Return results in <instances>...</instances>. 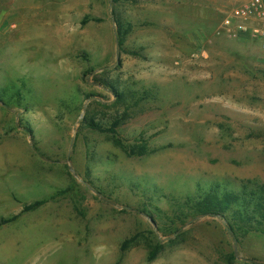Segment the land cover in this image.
Returning a JSON list of instances; mask_svg holds the SVG:
<instances>
[{
	"label": "rangeland",
	"instance_id": "374dc122",
	"mask_svg": "<svg viewBox=\"0 0 264 264\" xmlns=\"http://www.w3.org/2000/svg\"><path fill=\"white\" fill-rule=\"evenodd\" d=\"M249 1L0 0V264H264V235L190 210L264 182V51L222 28Z\"/></svg>",
	"mask_w": 264,
	"mask_h": 264
},
{
	"label": "trees",
	"instance_id": "16d2710c",
	"mask_svg": "<svg viewBox=\"0 0 264 264\" xmlns=\"http://www.w3.org/2000/svg\"><path fill=\"white\" fill-rule=\"evenodd\" d=\"M115 3L118 0H114ZM88 17L83 20L86 24ZM117 25V44L120 50L123 49L126 38L130 34L131 24L123 22L120 18H114ZM101 84L110 89V91L121 101L123 95L110 82H101ZM90 97V95H88ZM122 123L121 120H115L109 128L95 122L94 118H85L84 124L93 131L104 134H111L113 142L121 148L129 157H143L151 153L148 146L142 142L140 145L131 146L126 144L119 138L117 128ZM46 203L45 200L37 201L24 208V211H31L39 208ZM190 210L195 217H220L226 222V226L234 239L237 241L241 237H245L250 233H258L264 235V182L259 179H249L243 181L240 190H220L212 188L203 196L199 197ZM17 216L10 219H2L0 227L14 221ZM130 240L124 242L122 251H125ZM158 248L152 251L150 261H152L158 253Z\"/></svg>",
	"mask_w": 264,
	"mask_h": 264
},
{
	"label": "built area",
	"instance_id": "2783aa9c",
	"mask_svg": "<svg viewBox=\"0 0 264 264\" xmlns=\"http://www.w3.org/2000/svg\"><path fill=\"white\" fill-rule=\"evenodd\" d=\"M222 28L231 38L251 37L264 51V0H250L232 9L224 16Z\"/></svg>",
	"mask_w": 264,
	"mask_h": 264
},
{
	"label": "crops",
	"instance_id": "0c3cea01",
	"mask_svg": "<svg viewBox=\"0 0 264 264\" xmlns=\"http://www.w3.org/2000/svg\"><path fill=\"white\" fill-rule=\"evenodd\" d=\"M230 1H235V0H230Z\"/></svg>",
	"mask_w": 264,
	"mask_h": 264
},
{
	"label": "water",
	"instance_id": "95a60500",
	"mask_svg": "<svg viewBox=\"0 0 264 264\" xmlns=\"http://www.w3.org/2000/svg\"><path fill=\"white\" fill-rule=\"evenodd\" d=\"M225 224H226V222H225Z\"/></svg>",
	"mask_w": 264,
	"mask_h": 264
}]
</instances>
